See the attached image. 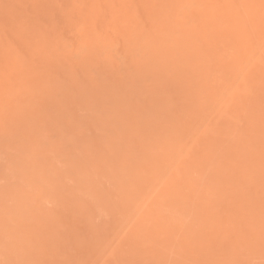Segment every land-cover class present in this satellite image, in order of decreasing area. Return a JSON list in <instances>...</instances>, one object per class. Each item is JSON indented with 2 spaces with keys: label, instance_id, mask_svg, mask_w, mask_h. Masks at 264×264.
Returning <instances> with one entry per match:
<instances>
[{
  "label": "rangeland",
  "instance_id": "1",
  "mask_svg": "<svg viewBox=\"0 0 264 264\" xmlns=\"http://www.w3.org/2000/svg\"><path fill=\"white\" fill-rule=\"evenodd\" d=\"M236 8L264 76V30ZM134 43L57 48L51 78L4 106L0 264H264V89L232 62L218 83L233 101H178Z\"/></svg>",
  "mask_w": 264,
  "mask_h": 264
},
{
  "label": "bare ground",
  "instance_id": "2",
  "mask_svg": "<svg viewBox=\"0 0 264 264\" xmlns=\"http://www.w3.org/2000/svg\"><path fill=\"white\" fill-rule=\"evenodd\" d=\"M25 1L16 0L0 11V116L5 105L28 94V85L51 78L48 58L57 48L87 58L105 52L107 59L116 39L135 41L139 63L153 61L157 66L152 68L177 85L178 101L188 98L194 88H202L207 100L228 91L233 101L240 88L223 89L218 83L232 69V62L248 68L251 82L264 89V76L250 72L253 59L244 60L252 55L255 37L246 33L236 8L249 7L252 29L262 31L264 0ZM72 41L76 45L70 47Z\"/></svg>",
  "mask_w": 264,
  "mask_h": 264
}]
</instances>
